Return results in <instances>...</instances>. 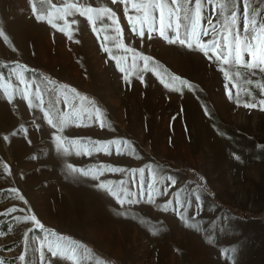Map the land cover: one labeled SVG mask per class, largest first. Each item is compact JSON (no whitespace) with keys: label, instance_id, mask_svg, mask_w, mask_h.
Returning <instances> with one entry per match:
<instances>
[{"label":"rangeland","instance_id":"1","mask_svg":"<svg viewBox=\"0 0 264 264\" xmlns=\"http://www.w3.org/2000/svg\"><path fill=\"white\" fill-rule=\"evenodd\" d=\"M132 2L148 7L126 15L119 0H0V34L8 37L0 36V64L6 66L0 69V160L9 166L0 167V260L264 264V72L223 64L195 43L189 49L168 42L149 31L158 26L155 0ZM185 7L193 16L194 4ZM87 8L94 11L81 15ZM103 9L116 13L120 48L113 45L116 25ZM244 11L243 0L204 2L201 14L212 17L217 32L200 40L218 38L220 51L239 30L249 40L255 34L257 57L264 55V0H248L256 27L245 28ZM127 16L138 17L142 39L129 43ZM191 22L182 19V34ZM240 39L243 47L244 35ZM125 47L150 57L153 70L141 71L144 62L133 63ZM113 56L130 69V83ZM92 142L109 143L100 151ZM69 164L92 174L72 172ZM111 167L124 171H107ZM28 215L47 231L34 230V221L23 220Z\"/></svg>","mask_w":264,"mask_h":264},{"label":"snow or ice","instance_id":"2","mask_svg":"<svg viewBox=\"0 0 264 264\" xmlns=\"http://www.w3.org/2000/svg\"><path fill=\"white\" fill-rule=\"evenodd\" d=\"M111 2L116 3L117 0H111ZM119 2L121 4L125 5L124 12L126 15L129 11H133L135 13H141L144 11V9L146 7H148V5H142L140 3H133L132 0H127V3H126V0H119ZM204 2L211 3V0H183V2H181V0H155V3L153 6L155 8H157L159 11L158 26L153 29L152 26L149 25V31L151 32L152 30H154L160 37H163L165 40H167L170 43H177L178 42L181 45L186 44L189 49L193 48V44L195 43L200 48V50L205 53V55H207L209 52L215 53V58L218 61H222L223 64H229V63H232L234 65L239 64V65H241L247 69H259L260 71L264 72V55L257 57L256 44L253 42L256 39L255 34H253L252 39L249 40L247 33L242 34L239 30H237L235 33L234 40L231 43L226 42L223 45L222 50H220V51H217L221 47L219 44L218 38L214 37L211 40V42H203L200 40V36H209L210 33H216L217 32L216 25H214L212 22V17L211 16H202V14H201V9L203 7ZM187 4H194L195 13L191 17L188 16L189 10L185 7V5H187ZM243 4H244L245 11L243 13H241L240 15L242 16V18L244 20V23L246 26L245 28L247 29L249 24H251L253 27H256L257 26L256 22L249 20V17H248V0H243ZM182 10L184 12L183 17L181 16ZM93 11H94L93 8H87L81 12V15H86L87 13H91ZM103 11L105 13L109 14V19L111 20V22L113 24L116 25V27L113 28V33H114L113 45L116 48H120V47H122V45H120L117 42V40L122 33V29L119 27L118 20L116 19V13L113 12L111 9H103ZM233 15L235 16V13ZM183 18H191L192 22L190 25V31L182 34L180 31V28H181ZM36 19L42 20V19H44V17L43 16H37ZM89 19H91V17H89ZM127 19H128V23H129V43L131 42V40L133 38L138 37V38L142 39L145 35V29L138 27V25H137L138 17L127 16ZM173 20L176 21L175 28H174V25L172 23ZM202 20H207L206 26L202 25V23H201ZM233 24H235V19H233ZM53 26L55 27V25H53ZM173 28H174V31L176 34H175L174 38H170L168 35V29H173ZM60 31H64V29L60 28ZM261 31L264 32V28H262ZM242 35H244L243 47H241V39H240ZM0 36H3V39L5 41L8 40V37L6 35L0 34ZM69 38H71L70 35H69ZM105 39H108V37H105ZM124 50L126 52L133 53V63H135L136 59L142 60L144 62L141 71L147 72V71L153 70L149 66L150 57L139 55L138 53H136V50L134 48H131V47H125ZM104 51L110 52V49L108 47H104ZM245 55H247L249 57V60L246 61L244 59ZM208 58L211 60L213 57L209 56ZM112 59L116 61V65L118 67V70L121 73L125 74L124 79L128 83H130L131 82V80H130V74H131L130 69H126L124 66H122V59L123 58L113 56ZM137 75H138V78L143 83V75H141L140 73H137ZM157 75H159V73H157ZM171 80L173 82L178 81L180 84L184 85L185 87H189V88L193 87V85L189 84L186 80L180 79L179 77H171ZM161 82L164 83L163 80ZM165 87H171V83H165ZM225 89H226V92H227L229 99H232V92L230 89L227 88V85H225ZM238 96H239V93H237V97ZM260 105L262 107H264V100L260 101ZM244 106L245 107H256L257 105L255 103H246ZM96 108H98V107H96ZM95 110L96 109H94V111ZM20 131L26 132L27 129L21 128ZM12 135H15V133H12ZM4 139L7 140V137H4ZM53 143L55 145L59 144V149H63V151L65 153H67L65 151L66 146L64 144H60L59 141H55ZM107 143H109V142H102V143L92 142V147L96 148L97 150L102 151L103 150L102 145L107 144ZM111 146H112V148H114L117 151V153H120L123 151V149L119 145H117L116 142H114V141L111 142ZM76 154L80 155L81 153L77 152ZM83 154L84 155H91V152L85 151ZM108 154H111V152H109ZM235 158L239 159L238 156H236ZM0 167L7 169L9 166L4 164L3 161L0 160ZM67 167L69 169H71L72 172L83 171L82 169L76 168L71 164H69ZM107 171L112 172V173H117V172L124 171V169L118 168V167H111V168H108ZM138 171L143 172V169H140ZM83 174L84 175H90L92 173L89 171H83ZM96 178L99 179L98 176ZM167 179L171 182L172 185H175L177 182L172 176H169ZM140 186H141V196L143 197L145 186H144L142 179L140 181ZM100 187L105 188V187H107V185L101 184ZM8 192L10 195H13L15 198H18L20 200H24V197L20 196L17 190L9 189ZM113 195L117 196V199L119 200V202L121 204L125 203V200L121 199L118 193L113 192ZM127 195L135 196V192L127 193ZM151 199H152L151 188H149V200L151 201ZM198 201H199V198L197 197V203H198ZM24 202L27 203V201H24ZM127 202L128 203H135L136 201L128 200ZM14 211H16V209L14 207L7 209L8 213H11ZM17 219H20V218H17ZM23 220L34 221V223H35V229L34 230L47 231L45 229L44 224H42L41 220L37 219V217L35 215L24 216ZM49 234H51V232H49ZM57 255H58V253L56 255H52V256H57ZM18 259H23V257H19ZM0 264H10V262L0 260ZM44 264H48V261L45 260Z\"/></svg>","mask_w":264,"mask_h":264},{"label":"trees","instance_id":"3","mask_svg":"<svg viewBox=\"0 0 264 264\" xmlns=\"http://www.w3.org/2000/svg\"><path fill=\"white\" fill-rule=\"evenodd\" d=\"M0 69H2V71H4L6 69V66H1V64H0ZM0 200H1V194H0ZM2 218L3 217L0 215V222H1ZM39 234H41V233H39Z\"/></svg>","mask_w":264,"mask_h":264}]
</instances>
